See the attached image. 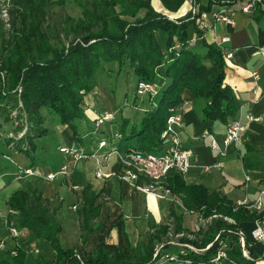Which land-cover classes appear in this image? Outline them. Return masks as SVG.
Masks as SVG:
<instances>
[{
    "label": "trees",
    "instance_id": "trees-1",
    "mask_svg": "<svg viewBox=\"0 0 264 264\" xmlns=\"http://www.w3.org/2000/svg\"><path fill=\"white\" fill-rule=\"evenodd\" d=\"M66 1L15 0L10 32L0 20V126L11 125L6 134L15 131L12 141L7 137L8 144L30 155L33 139L45 134L50 123L66 124L72 138H80L74 120L82 116V96L95 86L98 68L108 62L116 63L120 70L126 66L137 80L157 86L149 107L136 121L120 118L115 141L118 152H157L160 132L167 116L179 109L183 89L204 99L202 120L228 122L236 115L238 101L223 82L222 48L207 40L195 23L201 11L232 0H188L195 12L187 10L180 16L171 14L186 0H158L162 10L155 9L151 0H72L79 10L77 18L66 15ZM252 11L264 14V0ZM45 30L54 32L56 43ZM165 187L177 199L167 212V221H149L136 244L127 243L128 253L98 247L88 259L62 247L55 218L60 203L45 198L35 183L7 197L5 224L26 228L35 238L48 242L53 259L38 258L36 264H156L164 254L173 255L182 264H256L264 260L249 248L245 236L247 258L241 255L239 245L240 223L262 219L264 211L236 205L216 190L185 183L175 173L166 176ZM81 195L76 213L79 237L84 240L95 229L98 206L89 185L82 187ZM184 211L195 212L201 219L196 229L184 226ZM172 240L181 244L180 250L166 249ZM159 245L164 249L152 256ZM219 250L224 256L216 258ZM11 259L23 264L24 251L16 248Z\"/></svg>",
    "mask_w": 264,
    "mask_h": 264
},
{
    "label": "crops",
    "instance_id": "crops-1",
    "mask_svg": "<svg viewBox=\"0 0 264 264\" xmlns=\"http://www.w3.org/2000/svg\"><path fill=\"white\" fill-rule=\"evenodd\" d=\"M245 1L232 0L227 4L213 5L211 9L223 10L231 17L232 23H212L207 18V26L201 28L207 40L221 46L222 52L231 53L229 58H223V82L238 101L236 116L244 121V130L239 139L228 144L224 154L218 156L209 149L208 142L212 138L221 146L227 122L202 120L201 110L205 101L202 97L193 96L188 89L180 93L181 124L175 128L181 146L192 152V163L182 176L184 182L216 190L233 203L255 199L261 188L264 169V14L252 10L241 12L240 7ZM151 4L155 9L162 10L158 0H151ZM190 7V2L186 0L171 15L180 16ZM223 36H227L228 41L221 43ZM100 67L107 78L113 70L116 73L121 71L114 62L102 63ZM123 70L131 69L124 66ZM135 78L137 80L136 75ZM103 79L96 80L95 86L82 96V116L74 120L78 139L72 138L66 124L50 123L45 134L33 139L34 148L30 155H26L6 142V132L11 130V125L3 123L0 126V129L3 127L0 133V264H14L11 252L16 248L24 251L23 264H36L38 258L50 262L54 257L47 241L35 238L26 228H17L12 234L5 224L7 197L15 190L25 189L30 183H35L45 198L59 201L55 211V218L60 224L57 239L62 247L71 248L77 256L89 259L98 247L128 253L127 243L134 246L139 236L147 231L149 221L154 224L167 221V212L177 199L171 193L161 198L145 194L130 183L120 181L115 175L118 156L111 151L115 147L120 118L134 122L149 106L142 108V103L136 107L132 101L129 109L135 111L122 113L123 104L116 101L111 86L108 89L102 85ZM159 80L164 79L159 77ZM119 100L125 101L124 98ZM142 101L151 103L147 97ZM105 111L110 112L112 118L95 127L96 117ZM247 114L258 117V120H247ZM103 138L107 140L106 145L98 147V141ZM69 146L78 148L85 156L72 157L58 150ZM215 162H219V167L214 166ZM62 167L64 173H59ZM97 169L101 172L98 177L95 176ZM49 174L51 178L46 177ZM244 176L248 179L245 180ZM85 185L96 193L94 204L98 206V212L94 218L95 229L81 240L76 207ZM158 191L161 192V189ZM262 202L264 205V194ZM240 227L249 248L257 258L263 257L264 246L248 237L252 221H243ZM170 244L176 243L170 241ZM31 246H34L33 250ZM256 264H264V260L260 259Z\"/></svg>",
    "mask_w": 264,
    "mask_h": 264
},
{
    "label": "built area",
    "instance_id": "built-area-1",
    "mask_svg": "<svg viewBox=\"0 0 264 264\" xmlns=\"http://www.w3.org/2000/svg\"><path fill=\"white\" fill-rule=\"evenodd\" d=\"M14 1L15 0H0V20L2 22L3 29L6 32H10L12 28ZM260 1L261 0H246L241 5L240 11L250 12L254 8L255 4ZM190 11L195 12V8H191ZM207 18H209L212 23L216 21L223 22L225 24L232 23L231 17L223 10L210 9L208 11H201L198 14L195 20L197 27L200 29L205 28L207 26ZM220 41L221 43L226 42L228 41V37L223 36L220 38ZM222 56L223 58H229L231 53L226 51L223 52ZM156 93L157 86L153 82L147 80H136L134 88L135 97H147L149 100H151ZM111 118L112 114L110 112H102L96 117L94 126L98 127L102 121L110 120ZM245 118L247 120H258V117L251 114H247ZM180 124L181 112L178 109L175 112L169 114L165 120V126L159 135L161 144L160 149L157 152H140L136 149L118 152L115 147H112L111 151L118 156V170L115 173L116 177L120 181L130 183L135 189L145 194H150L160 198L163 197L164 194H169L170 192L168 188L165 187L166 176L169 173H175L177 175L183 176L192 163L191 150L181 146L175 133V128L179 127ZM244 128V121L235 115L226 123L225 131L221 139V146H219L218 143L210 138L208 142L209 149L215 152L218 156L223 155L225 152V147L232 142H236ZM20 134L21 132L18 133V136H20ZM117 136L118 134L115 138H117ZM106 143L107 140L105 138L100 139L98 141V147L105 146ZM111 144L114 146V140L111 141ZM58 150L72 157L85 156L84 152L80 151L74 146L60 147ZM214 166L219 167V162H215ZM25 172L26 170L24 173ZM18 173L20 174V172ZM59 173H64V167L60 168ZM19 174H17V176H19ZM100 175L101 172L99 169H97L95 171V176L98 177ZM46 177L51 178L52 175L49 174L46 175ZM244 179L247 180L248 176H244ZM260 182L261 188L258 190L254 200H242L235 202V204H242L248 210H253L256 212L264 211V205L262 202V196L264 194V169L262 171ZM158 189H161V192H159ZM9 230L12 234H15L16 232V229L13 228H9ZM244 236V233L239 231V245L242 250V255L247 258L243 248ZM248 237L251 241L258 242L264 246V217L262 219H255L252 221V228L248 232ZM157 247H155V249ZM157 251L158 249L155 250V252ZM11 254L15 255V251L13 250ZM155 255L156 253H154V256ZM219 256H224V252L222 250L217 252L216 258ZM159 261L162 263L171 262L173 264H182V261H178L174 259L173 255L168 254H164ZM160 262L156 264H160Z\"/></svg>",
    "mask_w": 264,
    "mask_h": 264
},
{
    "label": "rangeland",
    "instance_id": "rangeland-1",
    "mask_svg": "<svg viewBox=\"0 0 264 264\" xmlns=\"http://www.w3.org/2000/svg\"><path fill=\"white\" fill-rule=\"evenodd\" d=\"M64 9H65L66 15H68L70 17L77 18L79 16V10H78L77 6L72 2V0H67L66 2H64ZM189 10H191V7L189 8ZM45 31H46V34H48L49 37L52 39V41L54 43H56L55 38H53L54 32L52 30H45ZM60 38H61V41L63 43L66 42L63 35H60ZM101 79H103L102 80L103 86H105L108 89H109V86H111L114 89L115 95H116V101H120L119 103L123 104V106L121 107L122 113L127 114L128 112L135 111L134 109H129V106L132 104V101H133V103L134 102L136 103V107H138V105L140 107V105L142 103H143L141 106L142 108L145 106L146 107L149 106L150 103L148 104L147 101H142L145 97H138V96L135 97L134 88H135V82H136L135 79L136 78H135L134 73L131 70H127L126 72H124V70L121 69V71L119 73H116V71L113 70L111 72V76L107 78V74L105 73V71L104 70L102 71L101 67H99L98 70L96 71V80H101ZM120 98L121 99L124 98L125 101L119 100ZM144 102H146V103H144ZM2 132H3V127L0 129L1 134H2ZM14 134H15V131H11L8 134H6V140L8 137V139H10V141H12L11 135H14ZM183 215H184L183 218L185 219L184 224L189 229H196V227L199 225V223H201V219L197 216V214L195 212L184 211ZM172 241H174V240H172ZM176 244H169L166 249L171 251V252L180 250L181 246H179V245H181V244H177V246H176ZM33 247L34 246H31L32 250H33ZM186 247H188L190 249H194L190 245H186ZM48 248H49V245H48ZM156 249H158V252H155ZM156 249L153 248L152 256H154V253H156V255L159 254V252L161 250H163L164 248L160 245ZM240 249H241V247H240ZM40 251H41L42 255H44L43 249H41ZM245 254L248 257L246 250H245ZM241 255H242V250H241Z\"/></svg>",
    "mask_w": 264,
    "mask_h": 264
}]
</instances>
